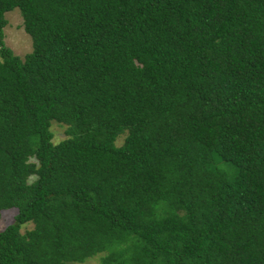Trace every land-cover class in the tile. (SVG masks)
I'll return each instance as SVG.
<instances>
[{
	"label": "trees",
	"instance_id": "obj_1",
	"mask_svg": "<svg viewBox=\"0 0 264 264\" xmlns=\"http://www.w3.org/2000/svg\"><path fill=\"white\" fill-rule=\"evenodd\" d=\"M12 209L0 264H264V0H0Z\"/></svg>",
	"mask_w": 264,
	"mask_h": 264
},
{
	"label": "rangeland",
	"instance_id": "obj_2",
	"mask_svg": "<svg viewBox=\"0 0 264 264\" xmlns=\"http://www.w3.org/2000/svg\"><path fill=\"white\" fill-rule=\"evenodd\" d=\"M8 24L3 29V42L7 48L11 50L13 55L23 58L26 54L32 51V42L28 34L25 33L23 29V19L18 9L8 12L5 15ZM66 127L56 122H53L51 131L54 135L53 142L55 144L59 143L65 136ZM124 141V136L120 137L117 141V145H121ZM17 210L12 209L2 213L0 219V231H2L6 226L12 223L14 215ZM27 228H31L28 226ZM104 254L100 253L94 257L87 259L83 263H72V264H101V258Z\"/></svg>",
	"mask_w": 264,
	"mask_h": 264
}]
</instances>
